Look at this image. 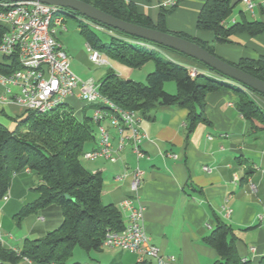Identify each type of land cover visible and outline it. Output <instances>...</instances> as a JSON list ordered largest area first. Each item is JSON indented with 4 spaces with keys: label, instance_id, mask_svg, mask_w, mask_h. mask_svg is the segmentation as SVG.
Here are the masks:
<instances>
[{
    "label": "crops",
    "instance_id": "crops-1",
    "mask_svg": "<svg viewBox=\"0 0 264 264\" xmlns=\"http://www.w3.org/2000/svg\"><path fill=\"white\" fill-rule=\"evenodd\" d=\"M123 1L134 5L154 23L158 21L160 0ZM206 2L182 0L167 15V28L211 43L217 56L229 63L264 58V33L256 37L235 35L230 38L231 43L221 44L214 43L211 33L198 31V16ZM254 2L256 7L252 14L242 0H232L234 10L225 25H234L242 16L248 21L264 22V0ZM238 4L242 8L233 16ZM161 53L187 69H199L186 58ZM129 75L127 72L125 80H129ZM247 94L264 111V96L250 91ZM238 101V95L231 89L208 94L205 114L209 124L199 123L192 132L188 130V110L159 107L150 114V119L143 118L141 123L146 135L142 145L145 157L138 160L128 148L117 163L98 160L86 166L90 172L103 176L102 201L121 211L125 225L127 213L121 209V204L133 197L130 174L136 167L144 172L135 204L144 209L143 226L151 242L162 256L174 257L177 264H213L218 259L217 251L206 242L218 220L233 227L237 236L236 250L242 261L264 263V125L245 119L238 110ZM69 104L80 116L84 105L80 106L76 98H71ZM24 111L19 104L0 103V124L11 130L13 122ZM96 147L97 139L86 152ZM204 167L211 170L205 171ZM123 174L127 176L118 181L117 176ZM39 184L38 177L30 171L15 175L3 208L16 212L33 203L37 198L34 190ZM48 209L35 213L36 220H26L28 236L50 232L52 229L48 226L61 225L62 220L48 224L44 230L42 225L46 220L39 214ZM0 240L11 249L21 250L11 244L15 241L12 235H7L5 241L0 234ZM96 253L104 255L105 250ZM112 256L110 264H129L130 261L138 264L139 255L135 253L122 250V254L114 252ZM145 262L153 264L151 258Z\"/></svg>",
    "mask_w": 264,
    "mask_h": 264
},
{
    "label": "trees",
    "instance_id": "trees-1",
    "mask_svg": "<svg viewBox=\"0 0 264 264\" xmlns=\"http://www.w3.org/2000/svg\"><path fill=\"white\" fill-rule=\"evenodd\" d=\"M81 1L125 22L195 42L217 56L211 43L168 30L166 18L175 9L161 10L158 21L154 23L140 14L134 5L126 4L123 0ZM0 3L6 2L0 0ZM3 10L0 6V12ZM233 10L232 0H207L198 16L197 30L211 33L214 43L221 44L231 43L230 38L235 35L256 37L264 33V22L248 21L245 16L234 25L225 26L224 22ZM78 22L80 34L87 45L109 61L130 69H141L149 62L154 63L155 69L147 75L145 83L122 79L113 71L101 83L100 95L119 108L138 112L144 119H150V114L159 107L186 109L189 112L188 130L192 132L199 123L209 124L205 114L207 95L231 89L238 95L237 107L243 117L252 123L257 121L264 125V111L247 92L203 74L191 78L189 69L171 61L162 53L142 47L138 42L150 44L158 48L159 52L186 58L201 70L225 77L207 65L172 49L106 26L117 36L107 35L110 40L105 43L97 31ZM4 31L0 27V38ZM230 64L264 81L263 57L242 59L236 64ZM17 70H20V65L16 59H0V74L10 75ZM168 82L175 83V94L164 90ZM246 89L261 95L250 88ZM86 107L83 106L80 116L70 105L45 115L25 110L28 115L15 130L0 124V200L8 195L14 176L28 170L38 177L40 184L34 190L36 200L23 207L19 219L52 206H57L62 215V223L57 229L36 240H26L20 251L0 242V264H21L24 261L31 264H81L69 263L75 248L80 247L87 253L101 252L109 231L124 230L121 211L115 205H105L102 201L103 176L90 172L82 164L86 146L96 141V126L91 116L83 115ZM236 241L233 227L218 220L215 230L206 238L207 244L218 253V259L213 264H250L238 256Z\"/></svg>",
    "mask_w": 264,
    "mask_h": 264
},
{
    "label": "built area",
    "instance_id": "built-area-1",
    "mask_svg": "<svg viewBox=\"0 0 264 264\" xmlns=\"http://www.w3.org/2000/svg\"><path fill=\"white\" fill-rule=\"evenodd\" d=\"M180 2L181 0H160L158 7L160 10L170 11L176 9ZM242 2L253 14L256 7L254 0ZM0 6L4 9L0 12V27L5 29L0 38V57L16 59L20 65V70L10 75L0 74V103H16L27 111L45 115L64 105H70L69 100L76 98L84 106L92 107L91 118L96 126L97 147L85 152L82 157L84 160L117 163L128 148L138 160L145 157L142 145L146 135L141 129V114L121 109L101 96V83L80 80L71 71L70 57L55 37L56 30L51 29V24L57 17L54 26L64 30L65 16L108 36H117L116 33L85 17L76 16L67 9L40 2H6L0 3ZM138 44L148 50H156L150 44ZM88 50L91 51L90 59L94 64H109V60L102 57L101 53L90 46ZM189 70L191 78L203 74L249 92L246 87L213 72L197 68ZM203 169L211 170L209 167ZM130 175V192L133 197L121 204V209L127 213V223L123 231H109L106 234L103 248L138 254V264H143L147 258L156 259L158 264H177L174 257L162 256L160 249L151 242L143 226L144 209L135 204L139 200L138 192L143 183L144 172L136 167ZM126 176L127 174L119 175L117 180L122 181ZM8 199L7 195L2 201L6 202Z\"/></svg>",
    "mask_w": 264,
    "mask_h": 264
},
{
    "label": "rangeland",
    "instance_id": "rangeland-1",
    "mask_svg": "<svg viewBox=\"0 0 264 264\" xmlns=\"http://www.w3.org/2000/svg\"><path fill=\"white\" fill-rule=\"evenodd\" d=\"M241 8H242V5L238 4L236 10L234 11L233 16L237 14L238 10ZM56 18L57 17H55L52 21L51 29L56 30L55 37L61 42V44L67 50L68 56L70 57L71 71L80 80L82 81L93 80L97 84H100L103 81H105L107 76L113 71L117 76L121 77L122 79H127L125 75L128 72V74H130L129 80H133L139 83H145L147 75H149L150 73L154 71L155 68H154L153 62L147 63L141 69H134V70L128 67L122 66L120 64H117L115 62H112V61H109L108 65L104 64V65L98 66L94 64L90 59L91 51L89 52L88 45L85 42L83 36L80 34V29H79L80 26H79L78 20L64 16L63 25L65 26L66 29L64 28V30H62L54 26V21ZM168 30L171 31L172 33H179L178 31H175L169 28ZM99 37L105 43L109 42L110 40L109 37L103 33H99ZM151 51L161 54L158 48H156V50L153 49ZM102 57L104 56L102 55ZM119 73H121V75ZM164 90L169 94H175L176 93L175 83L168 82L165 85ZM79 105L81 106L83 105V103L80 102ZM84 114L87 116H91L93 114L92 108L87 106L86 109L84 110L83 115ZM27 115L28 113L24 112L22 116H20L17 120H15L12 124L11 130H15L18 127L19 123L22 120H24ZM90 145L91 144H88L86 148H88ZM88 163H89L88 161L82 159V164L85 167L88 165ZM2 205H3V201L0 200V234L2 235L3 240L5 238V241H7L6 240L7 235H12L15 238V241L12 242L11 244H13L14 246H18L20 249H22L26 239L33 241L34 237L41 238L44 235H46V233H48V232H45L39 235L36 234V235L28 236L27 234L28 226H27L26 220L28 219L36 220L38 215L30 214L27 217H25L22 222H20L21 220L19 219L18 216L21 210L14 212L11 210H7L6 208L4 209ZM39 215H42L46 220L44 225H42L44 230L46 229L48 224H53L55 222L57 223V221L62 220L61 211L57 206H52L50 207V209H48L47 211ZM58 225L56 227H58ZM55 228L48 226L49 230L52 229L51 231L55 230ZM104 250H105V253L104 255H102L101 253H96V252L87 253L82 248L77 247L75 248L73 252L72 258L69 260V263L96 264L98 261H104L106 262L104 264H110L111 263L110 260H113L114 258V256H112V253L115 252L118 255L122 254V250L120 249L104 248ZM151 261L153 262V264H156V261L154 259H151ZM127 262H128V259H127ZM129 264H133V262L130 261Z\"/></svg>",
    "mask_w": 264,
    "mask_h": 264
},
{
    "label": "water",
    "instance_id": "water-1",
    "mask_svg": "<svg viewBox=\"0 0 264 264\" xmlns=\"http://www.w3.org/2000/svg\"><path fill=\"white\" fill-rule=\"evenodd\" d=\"M8 3L40 2L43 4L57 6L78 13L98 24L117 30L129 36L137 37L145 41L164 46L192 59H195L226 78L250 88L264 95V81L240 70L236 66L211 54L199 44L182 38L180 36L161 32L156 29L142 27L133 23L125 22L115 18L94 6L81 0H3Z\"/></svg>",
    "mask_w": 264,
    "mask_h": 264
}]
</instances>
